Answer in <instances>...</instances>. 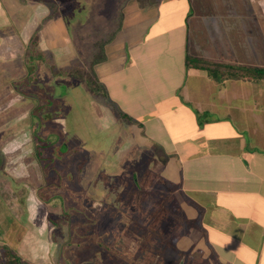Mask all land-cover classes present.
<instances>
[{
    "label": "rangeland",
    "instance_id": "1",
    "mask_svg": "<svg viewBox=\"0 0 264 264\" xmlns=\"http://www.w3.org/2000/svg\"><path fill=\"white\" fill-rule=\"evenodd\" d=\"M143 1L11 0L0 14V44L26 49L0 61V261L8 246L31 264L253 260L244 233L261 231L264 206L185 194L196 210L163 179L160 155L194 147L148 140L159 116L141 111L146 68L130 72V25L155 10ZM139 43L145 51V35Z\"/></svg>",
    "mask_w": 264,
    "mask_h": 264
},
{
    "label": "crops",
    "instance_id": "2",
    "mask_svg": "<svg viewBox=\"0 0 264 264\" xmlns=\"http://www.w3.org/2000/svg\"><path fill=\"white\" fill-rule=\"evenodd\" d=\"M10 1L0 0L1 15L7 13ZM142 4L155 10L130 25L135 35L130 72L132 77L142 66L146 68L141 111L159 116L153 124L162 133L148 140L188 142L187 147L192 142L194 147L193 155L185 157L160 155L165 183L175 187L183 202L196 210H200L198 204L185 200V194L212 192L224 198L233 196L235 202H254L256 209L264 206V79L215 76L186 65L189 55L264 67V0H144ZM159 20H166L169 26L155 30ZM143 35L148 44L145 51L139 43ZM5 37L0 61L9 60L11 53L25 55L23 41H5ZM204 114L210 117L199 119ZM146 122L150 124V120ZM220 143L221 148L216 146ZM35 197L33 204L39 207ZM246 222L249 228L253 226V220ZM257 232L244 233L253 244L249 245L253 250L247 249L253 254L250 264H264V221ZM194 248L191 253L197 250ZM223 255L217 264H234Z\"/></svg>",
    "mask_w": 264,
    "mask_h": 264
},
{
    "label": "trees",
    "instance_id": "3",
    "mask_svg": "<svg viewBox=\"0 0 264 264\" xmlns=\"http://www.w3.org/2000/svg\"><path fill=\"white\" fill-rule=\"evenodd\" d=\"M187 67L200 68L207 70L211 75H221L223 77H234V78H250V79H264V67L250 66V65H240L230 62H222L213 59L187 56L186 58ZM181 220L178 221L180 226ZM200 253L194 252L193 254ZM6 259L0 261V264H31L25 260H22L20 255L12 250L11 247L6 249Z\"/></svg>",
    "mask_w": 264,
    "mask_h": 264
}]
</instances>
